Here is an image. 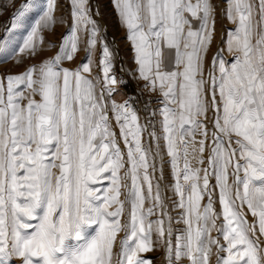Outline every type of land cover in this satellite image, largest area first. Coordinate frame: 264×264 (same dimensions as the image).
<instances>
[{
    "label": "snow or ice",
    "instance_id": "6c2138e0",
    "mask_svg": "<svg viewBox=\"0 0 264 264\" xmlns=\"http://www.w3.org/2000/svg\"><path fill=\"white\" fill-rule=\"evenodd\" d=\"M113 3L158 107L141 123L134 101H116V53L89 0H70L56 54L0 72V264H152L141 254L156 247L166 264H264V0H224L236 27L210 59L211 0ZM31 6L6 22L0 54ZM56 6L46 0L13 67L38 54ZM86 225L97 226L88 239Z\"/></svg>",
    "mask_w": 264,
    "mask_h": 264
},
{
    "label": "rangeland",
    "instance_id": "374dc122",
    "mask_svg": "<svg viewBox=\"0 0 264 264\" xmlns=\"http://www.w3.org/2000/svg\"><path fill=\"white\" fill-rule=\"evenodd\" d=\"M26 0H0V37L7 35L5 33L6 22L9 21L13 12L18 9ZM27 2L32 5L27 11V14L23 18L21 24L17 27L14 33L11 35V44L8 52L0 54V72L12 69L13 72H20L26 65L40 63L45 58H51L56 54L57 47L56 43L61 38L62 34H66V30L69 28L70 20V0H57V6L54 12L56 22L52 29H46L42 32L43 42L39 46V52L36 56L18 55L17 59L20 60V64L17 67H13L15 61L10 58V53L13 49L18 48L24 38L28 35L32 29L35 21L43 11L46 0H27ZM211 2L216 6V16H215V38L211 45V52L208 53L209 59L212 54L217 50L218 47L224 45L227 39V32L234 30L236 25L229 22L223 15V9L225 7L224 0H211ZM89 6L92 10V19L98 21L101 26V30L98 36V41L107 43L110 50L116 53L113 60V73L118 79L125 81L123 86L120 87L119 94H114V98L117 102H122L123 99H129L134 101L133 107L137 110L140 122H145V117L148 115V110H155L158 107L157 99L158 94L152 93L145 88V81L138 79V73L136 71L137 65L134 60V51L130 46V42L126 39V31L121 26L118 16L116 14L113 0H89ZM99 11V15L96 11ZM194 27L197 26L196 22L193 21ZM223 37V39H222ZM86 38V37H85ZM49 43L53 44V47H48ZM81 49H83V43H81ZM102 56L101 43L98 42L95 54L93 56L94 61V73L98 71L95 68V63H98ZM85 57V53L81 50L75 59L71 62L65 61L64 67L75 68L79 65ZM224 57L228 64L234 62L233 56L227 51L224 52ZM131 92V93H130ZM153 123L156 124L157 132H159V117ZM114 130L119 138V129L115 127V122L113 121ZM122 150L124 148L123 142H120ZM165 175L168 176L167 169ZM170 179L166 180L165 183H170ZM214 183V181H213ZM108 184L107 180H101L99 182L100 187H106ZM168 196H171V191L167 192ZM207 202V197H205L202 203ZM173 216L176 213L173 211L171 213ZM151 219H156L155 216ZM35 223V222H33ZM219 223V222H218ZM183 228V225H176L173 221V228ZM97 226L96 225H86L84 229V236L86 239L91 238L95 234ZM31 231V230H30ZM175 235L172 237L173 243L175 242ZM213 236L218 235L213 232ZM123 236V233L120 234ZM156 237L153 234V240ZM222 239V238H221ZM84 241L72 240L70 243H83ZM145 258H149L152 264H166L165 253L162 247H156L155 250L141 254ZM226 253H221L222 257H226ZM183 264H189L185 259ZM212 264H216V256H212Z\"/></svg>",
    "mask_w": 264,
    "mask_h": 264
},
{
    "label": "trees",
    "instance_id": "16d2710c",
    "mask_svg": "<svg viewBox=\"0 0 264 264\" xmlns=\"http://www.w3.org/2000/svg\"><path fill=\"white\" fill-rule=\"evenodd\" d=\"M131 93V92H130Z\"/></svg>",
    "mask_w": 264,
    "mask_h": 264
}]
</instances>
